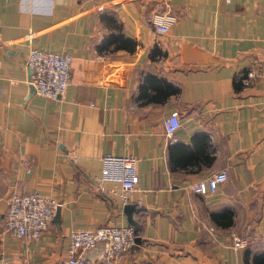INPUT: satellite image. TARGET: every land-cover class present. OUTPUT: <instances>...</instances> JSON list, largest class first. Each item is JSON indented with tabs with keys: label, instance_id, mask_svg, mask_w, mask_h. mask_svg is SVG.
Segmentation results:
<instances>
[{
	"label": "crops",
	"instance_id": "0c3cea01",
	"mask_svg": "<svg viewBox=\"0 0 264 264\" xmlns=\"http://www.w3.org/2000/svg\"><path fill=\"white\" fill-rule=\"evenodd\" d=\"M159 3L177 16L162 35L147 21ZM0 41V264H63L70 231L128 225L124 204L138 209L137 241L121 264L264 254V0H0ZM29 49L71 57L61 98L30 90ZM173 109L181 126L166 137ZM104 154L136 159L124 204L99 181ZM220 169L227 180L212 195L191 192ZM31 191L59 206L28 241L3 220L8 196ZM225 211L232 224H214ZM232 229L245 248L232 247ZM100 248L81 255L97 264Z\"/></svg>",
	"mask_w": 264,
	"mask_h": 264
},
{
	"label": "built area",
	"instance_id": "2783aa9c",
	"mask_svg": "<svg viewBox=\"0 0 264 264\" xmlns=\"http://www.w3.org/2000/svg\"><path fill=\"white\" fill-rule=\"evenodd\" d=\"M176 20L177 16L170 13L164 3L157 4L147 18L152 30L158 35L166 33ZM3 45L4 43L0 41V47ZM70 65L71 57L67 53L37 49H29L23 60L24 68L29 70L28 85L32 87L35 95L47 99L61 98L68 83ZM254 77L252 71L246 73L243 84ZM180 126V115L175 109L170 110L161 120L162 131L166 137L173 135ZM135 163L136 159L132 155L104 154L99 159V181L117 185L116 196L123 204L127 202L128 194L137 184ZM20 165L26 173L29 172V163L26 159H21ZM226 180L227 171L220 169L207 178L191 184L190 190L206 198ZM112 191L113 189L109 192ZM138 203L139 201H136V204ZM58 206V202L42 196L37 191L12 193L7 198L3 228L15 237L34 240L45 230ZM229 235L234 249H243L247 246V238L238 236L234 229ZM134 236V230L130 225L106 224L91 229L72 230L68 234L63 264H89V259L82 256L81 252L92 250L97 245H101L97 253V264H121V258L131 248Z\"/></svg>",
	"mask_w": 264,
	"mask_h": 264
},
{
	"label": "trees",
	"instance_id": "16d2710c",
	"mask_svg": "<svg viewBox=\"0 0 264 264\" xmlns=\"http://www.w3.org/2000/svg\"><path fill=\"white\" fill-rule=\"evenodd\" d=\"M109 40H117L118 41L117 46H119V47L124 46L125 42H128V44H130V41L127 40L126 38H123V36L121 34H118L116 36H113L111 34ZM240 82H238V83H240ZM163 84L165 85L166 83H163ZM210 219L212 220V222L214 224L222 226V227H226V226H229L232 224V214H228L227 211L222 212V213L211 214ZM136 233L137 232L135 230V235H136ZM247 263L249 264V262H247ZM250 264H264V254L252 255L251 259H250Z\"/></svg>",
	"mask_w": 264,
	"mask_h": 264
},
{
	"label": "water",
	"instance_id": "95a60500",
	"mask_svg": "<svg viewBox=\"0 0 264 264\" xmlns=\"http://www.w3.org/2000/svg\"><path fill=\"white\" fill-rule=\"evenodd\" d=\"M27 74L29 76V70L28 69H27ZM29 88H30V90H32V87L31 86ZM137 211H138V209L137 208H134V206H132L130 204H124L123 205V212L125 214L126 221H127L128 225H130L133 228L134 235H135V230H136V223L131 220V213L132 212H137ZM134 241H137L136 235L134 236Z\"/></svg>",
	"mask_w": 264,
	"mask_h": 264
}]
</instances>
